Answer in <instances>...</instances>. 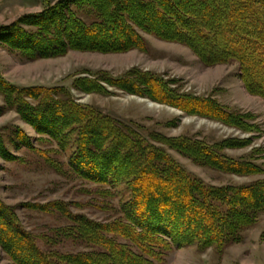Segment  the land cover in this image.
I'll return each mask as SVG.
<instances>
[{
  "label": "trees",
  "instance_id": "16d2710c",
  "mask_svg": "<svg viewBox=\"0 0 264 264\" xmlns=\"http://www.w3.org/2000/svg\"><path fill=\"white\" fill-rule=\"evenodd\" d=\"M145 34L189 47L206 66L237 63L246 90L264 99V0H48L40 12L0 25V45L33 61L72 50L146 51ZM179 82L139 67L118 76L86 70L71 88L18 86L0 76V115L15 111L38 134L34 138L17 125L1 127L3 159H21L12 144L44 156L57 172L99 185L97 193L103 197L112 196L109 188L123 183L130 192L118 216L106 220L74 212V203L68 201L11 205L0 196V251L8 264H161L176 249L215 247L221 254L243 241L244 232L264 213V178L242 185L209 184L168 149L225 173L259 174L263 169L258 164L225 152L248 146L251 137L210 142L196 135L147 132L135 121L79 102L72 92L111 95L113 88L187 115L260 132L252 114L231 109L213 95L183 91ZM48 141L57 144L51 149L56 153L69 150L65 170L62 162L47 154L50 150L41 148L39 142ZM21 207L66 218L67 224L44 236L46 244L68 240L90 249L44 250L24 225Z\"/></svg>",
  "mask_w": 264,
  "mask_h": 264
},
{
  "label": "rangeland",
  "instance_id": "374dc122",
  "mask_svg": "<svg viewBox=\"0 0 264 264\" xmlns=\"http://www.w3.org/2000/svg\"><path fill=\"white\" fill-rule=\"evenodd\" d=\"M48 0H0V25L10 24L25 14L40 12ZM148 49H133L118 53L92 51H69L64 56L27 61L19 54L0 45V76L18 86H72L73 80L86 70H107L114 76L133 67L163 74L177 79L179 88L202 96L213 95L231 109L252 114L260 132L249 133L220 122L199 116L187 115L169 105L115 90L111 95L85 93L73 89L75 98L84 104L99 107L104 112L123 121H135L145 126L146 131L156 130L167 136L189 135L208 141L235 137L252 138L243 148L225 150L226 154L250 160L262 167L263 172L252 175L225 173L194 163L191 159L168 149L189 172L213 185H242L264 178V99L249 93L238 75L237 63L204 65L193 51L180 43L169 42L145 34ZM2 97L0 96V104ZM177 119L174 126L166 123ZM17 125L36 138L37 132L23 121L15 111L0 115V128ZM47 154L63 163L69 159V150L56 153L55 142L40 143ZM10 148L21 157L7 161L0 156V196L11 205L23 202L45 203L63 200L74 203L72 209L91 218L106 220L118 216L120 205L128 200L130 192L126 184L109 188L112 196L97 193L100 188L91 182L71 174H62L49 167L44 156L25 148ZM53 149V150H51ZM108 188V187H106ZM21 219L28 230L37 236L39 245L47 251L77 252L90 249L72 241L63 240L53 245L46 244L45 235L54 234L53 229L68 223L59 213H46L31 208H19ZM264 213L255 226L244 232L243 241L219 253L217 248L199 250L197 246L174 250L161 264H264ZM7 255L0 251V264H8Z\"/></svg>",
  "mask_w": 264,
  "mask_h": 264
}]
</instances>
